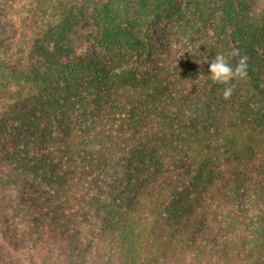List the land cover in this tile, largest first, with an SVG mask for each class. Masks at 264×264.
<instances>
[{"label":"trees","instance_id":"obj_1","mask_svg":"<svg viewBox=\"0 0 264 264\" xmlns=\"http://www.w3.org/2000/svg\"><path fill=\"white\" fill-rule=\"evenodd\" d=\"M0 264H264V0H0Z\"/></svg>","mask_w":264,"mask_h":264},{"label":"clouds","instance_id":"obj_2","mask_svg":"<svg viewBox=\"0 0 264 264\" xmlns=\"http://www.w3.org/2000/svg\"><path fill=\"white\" fill-rule=\"evenodd\" d=\"M233 55L239 57L235 67L230 63V58H226L222 54L214 56L209 63V78L212 82L226 85L223 91L224 99L231 98L234 89L231 82L236 79H245L248 75V56L241 55L239 48L233 50Z\"/></svg>","mask_w":264,"mask_h":264},{"label":"rangeland","instance_id":"obj_3","mask_svg":"<svg viewBox=\"0 0 264 264\" xmlns=\"http://www.w3.org/2000/svg\"><path fill=\"white\" fill-rule=\"evenodd\" d=\"M17 4H20V1L17 3ZM9 13L11 14V13H14V10L13 9H10L9 10ZM16 17V16H15ZM161 26L162 27H164V28H167L168 30H166V32H168L170 35H171V32H172V26L170 25V24H168V22H165V23H163V24H161ZM147 27H146V23H145V21H144V19L142 20V21H140V25L138 26V31H141V32H144V30L146 29ZM74 36H75V42H78L77 41V38H76V35H75V33H74ZM93 39V37H92V35H88L86 38H85V41L84 42H87V43H91V40ZM152 56V55H151ZM141 58V60H143L144 58H145V56L143 57V56H137L136 57V59H138V58Z\"/></svg>","mask_w":264,"mask_h":264}]
</instances>
